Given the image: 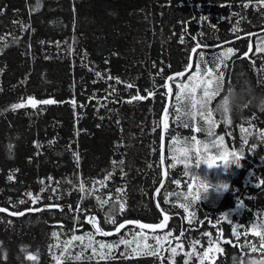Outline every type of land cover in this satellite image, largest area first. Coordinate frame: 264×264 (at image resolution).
Wrapping results in <instances>:
<instances>
[{"label":"trees","instance_id":"16d2710c","mask_svg":"<svg viewBox=\"0 0 264 264\" xmlns=\"http://www.w3.org/2000/svg\"><path fill=\"white\" fill-rule=\"evenodd\" d=\"M247 2L40 0L37 8V0H0V7H4L0 15V207L18 212L45 205L64 206L63 212L51 208L24 216L0 213V242L6 253V259L0 256V264H57L53 255H60L63 241L73 232L94 233L93 225L75 211L78 204L87 210L85 216H95L104 230L111 231L116 225L107 222L109 216H114L117 224L125 220L161 222L163 214L156 206L159 203L161 208L168 209L170 219L164 230L155 233L171 231L173 237H178L182 230L185 232L174 261L167 259L169 251L162 250L163 262L143 255L111 264H185V253L192 252L193 240L200 243L189 264H202L198 254L206 249L209 256L203 264H243L248 256L264 259L255 234L264 230L252 229L253 223L264 222V185L255 187L264 180V112L247 108L230 116L231 123L213 116L217 121L213 131L215 136L225 137L224 148L238 155L243 148L242 166L225 169L221 165L209 170L201 165L197 171L214 183H227L228 191L211 192L208 200H197L187 213L179 207L183 200L175 196L168 197V204L163 203L165 190L188 192L198 187L190 174H184L185 162L180 158L186 148L185 140L193 135L203 142L210 139L205 132H194L176 120L173 105L177 103V89L172 82L167 129L163 134V112L170 95H165V85L169 76L186 71L192 57V70L179 79L187 82L188 75L195 71L198 57L191 49L199 43L198 51L203 50L210 59L213 52L233 48L234 54L226 61L225 83H250L258 92L264 91V84L260 83L264 80V52L255 51L260 37H264V6L252 0L248 8L242 7ZM233 28L237 30L234 32ZM250 45L252 53L246 57ZM96 72L103 78L97 77ZM116 79L121 83H116ZM126 83L134 87L129 89ZM113 87L115 94L110 95ZM137 90L147 98L128 103ZM149 91L153 95L149 96ZM28 97L37 101L54 99L57 103L11 110V105L27 102ZM213 106L214 100L209 108ZM192 143L194 147L188 150L191 158L186 161L189 168L197 158L204 161L217 156V162H223L210 145L205 149L203 144ZM74 153L78 154V161ZM173 154L177 160H173ZM121 159L126 176L121 175L119 168H113V160ZM173 163L175 167L171 166ZM13 172L15 179L10 182L7 177ZM109 172L113 175L106 181L107 187L93 186L92 181L103 180ZM176 179L181 180L180 185L171 182ZM41 180L45 183L41 184ZM81 181L86 189L96 190L95 196L81 200ZM188 183L192 184L191 190L186 187ZM120 187L126 192L125 211L120 213L119 204L113 205L111 201L101 206L96 197L107 199L111 194L114 200L119 195L115 190ZM157 188L161 189L159 194ZM29 192L33 196L38 194L41 201L32 204L25 195ZM21 199L27 202L18 204ZM239 201L242 207H238ZM173 203L177 206L172 207ZM69 205L73 211H69ZM192 211L195 219L189 223ZM225 213L229 214L227 219ZM234 225L241 226L239 245L224 243L222 252L217 251L215 244L209 249V237L204 233H210L214 239L219 232L224 239L234 240ZM53 231L60 233L59 241L52 237ZM126 231L127 228L121 234ZM144 232L149 237L153 235V231ZM119 235L95 234V239L111 242ZM245 239L256 244L257 251L243 247ZM139 242L144 243L142 239ZM147 242L155 243L151 238ZM56 243L60 247L50 250L49 245ZM163 243L165 249L169 247L166 241ZM177 243L172 240L171 246L176 247ZM25 247L28 252H39L38 261L26 259V253L21 251ZM123 248L121 245L120 251ZM70 251L75 255L81 248L73 247ZM85 254H90V249Z\"/></svg>","mask_w":264,"mask_h":264},{"label":"snow or ice","instance_id":"6c2138e0","mask_svg":"<svg viewBox=\"0 0 264 264\" xmlns=\"http://www.w3.org/2000/svg\"><path fill=\"white\" fill-rule=\"evenodd\" d=\"M252 2V0H248L247 3H244L242 7L248 8L249 4ZM256 5L258 6H264V0H255ZM40 0H37V8L39 7ZM230 7V5H229ZM4 13V7H0V15H3ZM23 27V25H22ZM237 29L233 28V31L235 32ZM180 40L183 43V36H180ZM260 43L256 47V53L264 52V37H260ZM43 43V42H42ZM7 45H5L6 47ZM200 49V44H196L191 51L192 53H196L198 59L195 60V71L188 75L187 82H184L183 80H180V77H183L185 73H177L175 77L169 76L168 81L175 84V87L177 89V92L175 94L176 104L173 105L174 110L177 113L176 120L183 124L185 128H191L194 132H205L207 136L210 138L207 142H203L200 140H197L196 136L193 135L187 140H185V151L183 153V156L180 158L182 161L185 162V176H189V166L186 163L191 157L188 155V150L192 149L194 147V144L192 142H195V145H201L203 144V147L207 149L209 145L212 149H215L218 153L219 159L223 162H217V156H212L209 159H205L203 162L207 164L209 167H219L223 165L225 169L228 168L230 162H234L236 164V167H241V160L244 158L243 154V148L240 149L239 155L236 151L228 152L227 149L224 148V136H215V133L213 129L215 128V125L217 123L216 120H214L213 116L214 113L212 112V109L208 108L207 110L204 109L202 98L207 99L210 96L215 95V85L216 81L219 79L223 81L225 79V69L227 68L226 61L230 57V55L234 54V49L229 47L226 49V51H222L219 53L213 52L211 54V58H206V53L203 50L198 51ZM2 51V49H0ZM252 53V47L249 46L248 52L244 55L246 57L249 56V54ZM201 65H204L202 68ZM211 65V67H209ZM193 65H188L187 69H192ZM97 77L103 78L102 74L100 72L95 73ZM108 79H113L111 76H108ZM178 81V82H177ZM116 83H121L119 79H116ZM260 83L264 84V80H261ZM126 87L131 89L134 87L132 83H126ZM165 87L167 88V92L165 95H168L172 92V86L171 84H166ZM199 90V95H197V92ZM115 94V88L113 87V92L110 93ZM149 96L153 95V92L149 91ZM147 97L139 95V92L137 90V94L133 95L131 99H129L127 102L132 103V101H139L146 99ZM57 103L54 99H45L41 101L35 100L33 97H28L27 102H21V103H15L11 105V110L15 111L17 109L24 108L28 105H30L33 108H36L37 104L42 105H50ZM210 103V101H209ZM73 104H75V101H73ZM82 106V105H81ZM167 115V112L165 113ZM190 121H195V123H190ZM201 122H203L204 125H207V127H203ZM226 123H231V121L226 118ZM118 123V122H117ZM165 129H167V124H165ZM242 132H245L246 130L244 128H241ZM261 138L264 139V133H261ZM175 139V137H173ZM246 139V138H245ZM40 145L37 144V147ZM232 156V159L229 160L228 156ZM74 158L79 159L78 154L74 153ZM178 157L173 154V160H177ZM164 157L161 156V163H163ZM199 161H201L199 158L195 160V165L198 166ZM113 168H119L121 175L126 176V173L123 170L124 160L121 159L119 161L113 160L112 162ZM172 167H175V164L173 163L171 165ZM18 171V170H16ZM113 173L109 172L107 175H105L103 180L99 181H92L93 186L96 184H99L101 187H107L106 181L112 178ZM8 180L10 182L14 181L15 179V173H10L8 175ZM52 177H48V180H52ZM192 180H196L195 177L191 176ZM41 184H44L45 182L43 180L40 181ZM172 183L176 185L181 184V180L176 179L171 181ZM59 182H57L58 185ZM262 185H264V180H260L259 183L255 185V187L260 188ZM161 187H163V181H161ZM186 187L191 190L192 184L188 183ZM203 187V186H200ZM223 189L225 191H228L229 185L224 184ZM45 189H41V191H44ZM160 188L156 189V193H160ZM53 192H55V189H52ZM78 191L83 193L84 195L81 196V200H83L86 196H95V189L94 188H85V182L81 181L79 184ZM116 193L117 195L115 199L113 200V197L111 194L108 195L107 199H102L100 197H96L101 206L108 204L110 201L115 204H119V212L123 213L125 211L126 207V192L123 187L117 188ZM200 188L197 187L196 190L188 191V192H180V191H174L170 192L165 190L164 194V204L169 203V196H175L177 200L182 199L183 202L179 203V207L184 210V212H189V209L191 206L200 199ZM30 200L32 204H37L41 201V197L37 194L36 196H33L32 193H26L25 194ZM51 199V197L49 198ZM191 201V204L189 203ZM27 201L24 199H21L18 201V204H25ZM17 205H13V207H17ZM157 208L160 209L161 213L163 214V219L160 223H153V224H145L138 220H125L123 223L117 224V221L114 216H109L107 218V222L111 223L113 225H116L114 232L112 231H105L96 221L95 216H85L86 209H82L80 205L78 204L75 211L80 212L81 216L86 219V221L93 225L94 233H85L84 235H76L74 232L70 236L69 239L63 241V248L61 250V253L59 256L53 255V259L57 262V264H68L70 261H92L95 260L96 264H100L101 261L106 262V264H111L112 261H116L118 259L120 260H128L132 259L136 256H153L157 257L161 262L165 259L161 255L162 250L169 251L170 255L167 257L169 261H174V257L177 254V248H182V243H180V238L185 235V232L182 230L179 233L178 237H173L172 232H164L163 235H158L155 233V230L157 229H164L167 226V223L170 219V216L167 214L168 209L161 208L160 204L157 203ZM176 203L172 204V207H176ZM243 203L242 201L238 202V207H242ZM51 208H59L61 212L64 210L63 205H45L43 207H36V208H29L25 209L24 211H18V212H9L7 208L0 207V213L9 212V215L13 216H24L26 212H42L47 209ZM69 211H73L71 205L68 206ZM229 214L225 213L224 218H228ZM77 222L80 221L79 217H74ZM195 219V211H192L191 218L189 219V223L192 222V220ZM9 223H11L9 221ZM131 225L132 227H128ZM61 229H63V224L59 225ZM127 231L121 234L122 229H126ZM257 228L264 230V222H256L252 224V229L255 231ZM139 229V231H137ZM150 229L153 230V235L149 237L144 230ZM241 226L240 225H234L232 236L235 238L234 240H226L223 238L222 233H217L216 237L213 239L211 238L210 233H204L205 236L209 237L208 245L209 249H211L212 245L215 244L217 246V251L222 252L223 248L221 247L222 244L227 243L231 244L233 246L239 245L240 243V236H241ZM95 234H99L103 237H109L114 234H120L119 238L115 241L107 242L104 240H96ZM255 234L259 237V251L261 253H264V231H257ZM52 237L56 238L57 241H59V235L60 233L53 231ZM244 235H247V228H245ZM131 238H127V237ZM151 238L155 241L154 244L148 243L147 241ZM171 238V239H170ZM142 239L144 241L143 245L139 242V240ZM172 240H177V246L172 247ZM167 242L169 247L165 249L164 243ZM76 242V243H74ZM200 243L199 240H193L190 242V247L192 248V252L185 253V256L188 257V259L185 260V264H189V260L191 259V256L195 254V248ZM123 245L124 248L122 251H120V246ZM135 245V246H133ZM60 243L56 244H50L49 248L50 250L52 248H59ZM73 247H80L81 251L79 253H76L73 255L70 251ZM243 247H248L252 251H257V246L254 243L248 242L246 239L244 241ZM90 249V254H85L87 250ZM21 251L26 253V259L29 261L36 262L38 261L39 252L31 253L28 252L27 248H22ZM117 252L119 254L117 255ZM0 256L2 258L6 259V253L2 250V242H0ZM209 256V250H205L202 254H198V258L201 260L202 264L206 257ZM264 260V259H261Z\"/></svg>","mask_w":264,"mask_h":264},{"label":"clouds","instance_id":"9594fccd","mask_svg":"<svg viewBox=\"0 0 264 264\" xmlns=\"http://www.w3.org/2000/svg\"><path fill=\"white\" fill-rule=\"evenodd\" d=\"M214 91V96H210L207 99L202 98L204 109L207 110L209 108V101L214 100L212 112L222 120L233 115H239L247 108H256L260 112H264V91L258 92L250 83L237 82L226 84L224 80L221 81L218 79ZM201 165H205L209 170L216 168L209 167L203 161H199L198 166L194 164L189 169L190 175L195 177L197 186L200 188V199L198 201L208 200L213 191L226 192L223 189V185L227 183L223 181L214 183L207 175L202 176L197 171ZM233 165L236 166L234 162H230L228 167ZM189 203L191 204V201ZM243 264H264V260L255 256H248L243 259Z\"/></svg>","mask_w":264,"mask_h":264},{"label":"water","instance_id":"95a60500","mask_svg":"<svg viewBox=\"0 0 264 264\" xmlns=\"http://www.w3.org/2000/svg\"><path fill=\"white\" fill-rule=\"evenodd\" d=\"M191 65H193V57H192V62H191ZM192 69H188V70H186L185 72H183V73H188V72H190ZM168 84H170V81H168ZM171 96H172V94H170L169 95V99H168V103H167V105H166V107H165V109H164V112H163V134H164V131H165V124H166V111H167V109H168V107H169V105H170V100H171ZM166 176H167V171H165V178H166ZM43 207V206H42ZM3 208H5V207H3ZM8 209V208H7ZM9 210V212H16V211H12V210H10V209H8ZM24 211V210H23ZM9 212H6V213H8L9 214ZM34 212V211H33ZM27 213V212H26ZM96 221L98 222V224L101 226V224L99 223V221L96 219ZM138 221H140V220H138ZM140 222H142V223H145V224H153V223H148V222H144V221H140ZM123 223V222H122ZM160 223V222H159ZM167 225H168V223H167ZM130 226V225H129ZM167 227V226H166ZM165 227V228H166ZM164 228V229H165ZM164 229H162V230H164ZM122 230H124V229H122ZM121 230V231H122ZM145 230H148V231H153V230H150V229H145ZM159 230H161V229H157V230H155V231H159ZM106 231V230H105ZM112 232H114V230H111Z\"/></svg>","mask_w":264,"mask_h":264}]
</instances>
